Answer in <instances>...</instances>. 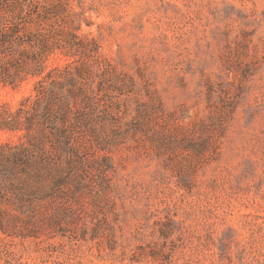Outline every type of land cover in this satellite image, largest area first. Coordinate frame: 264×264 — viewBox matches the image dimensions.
<instances>
[{
	"label": "rangeland",
	"instance_id": "obj_1",
	"mask_svg": "<svg viewBox=\"0 0 264 264\" xmlns=\"http://www.w3.org/2000/svg\"><path fill=\"white\" fill-rule=\"evenodd\" d=\"M7 25L0 66L44 48L85 96L73 154L0 130V264H264V0H0Z\"/></svg>",
	"mask_w": 264,
	"mask_h": 264
},
{
	"label": "trees",
	"instance_id": "obj_2",
	"mask_svg": "<svg viewBox=\"0 0 264 264\" xmlns=\"http://www.w3.org/2000/svg\"><path fill=\"white\" fill-rule=\"evenodd\" d=\"M19 30L13 28L11 25L0 28V54L5 56L4 51L11 48L14 44L19 46L21 43H28L30 40L24 42L23 36L18 35ZM40 46V45H39ZM34 48V47H31ZM41 50H33L32 64L29 69L24 70V76L20 72L13 75L9 74L8 69L0 66V82L5 85H10L12 88L18 87L20 81L26 80V76L39 77L34 85V95L27 97L21 101V107L15 115L11 118H3L0 116V130L16 131L25 129L30 132L32 126L41 127L50 131L52 142L56 144L58 150L62 154H73L72 134L67 129L66 122L68 116L71 114L73 108L76 107L75 93L85 96L83 84H80L77 89L74 80L69 81V87L66 92H62L61 85L66 86L63 81L59 80V75L63 74L66 69L54 68L43 74L44 66L40 62L41 53H45L44 48ZM23 54H27L26 49L22 50ZM26 59H28L26 57Z\"/></svg>",
	"mask_w": 264,
	"mask_h": 264
}]
</instances>
